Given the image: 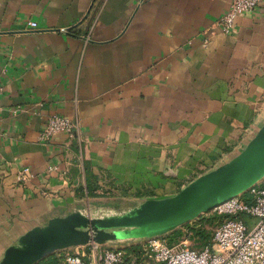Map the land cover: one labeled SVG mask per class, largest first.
I'll use <instances>...</instances> for the list:
<instances>
[{"label": "crops", "instance_id": "0c3cea01", "mask_svg": "<svg viewBox=\"0 0 264 264\" xmlns=\"http://www.w3.org/2000/svg\"><path fill=\"white\" fill-rule=\"evenodd\" d=\"M230 2L0 0V261L53 217L126 213L242 153L264 127V1L206 44ZM52 115L74 136L40 141Z\"/></svg>", "mask_w": 264, "mask_h": 264}, {"label": "water", "instance_id": "95a60500", "mask_svg": "<svg viewBox=\"0 0 264 264\" xmlns=\"http://www.w3.org/2000/svg\"><path fill=\"white\" fill-rule=\"evenodd\" d=\"M264 178V127L241 154L199 177L177 195L148 200L116 216L91 217L82 211L51 218L11 245L0 264H36L49 255L91 242L107 244L167 235Z\"/></svg>", "mask_w": 264, "mask_h": 264}, {"label": "built area", "instance_id": "2783aa9c", "mask_svg": "<svg viewBox=\"0 0 264 264\" xmlns=\"http://www.w3.org/2000/svg\"><path fill=\"white\" fill-rule=\"evenodd\" d=\"M263 1L231 0L225 13L208 29L209 36L204 42L207 44L218 31L231 34L238 17L254 11ZM29 24L38 25L33 21ZM77 128L72 118L52 115L40 141L48 142L61 133L74 136ZM34 176L26 167L17 172L16 181L26 184ZM213 211L222 220L215 225L210 238L197 246L158 235L145 239L143 250L131 255L124 249H112L96 242L74 247L72 251L65 249L59 255L66 264H264V178L220 203Z\"/></svg>", "mask_w": 264, "mask_h": 264}, {"label": "rangeland", "instance_id": "374dc122", "mask_svg": "<svg viewBox=\"0 0 264 264\" xmlns=\"http://www.w3.org/2000/svg\"><path fill=\"white\" fill-rule=\"evenodd\" d=\"M83 193L84 192H82V195L85 196ZM90 200H92V194H90ZM114 203L115 205H117L116 201ZM96 214L98 216L107 217L113 216L114 212L104 211L99 208ZM221 220L222 217L217 216L213 210L209 214H201L196 219L176 228L173 231L174 236H171L170 240L175 237L174 240L179 239L181 241H184L189 246H197L202 241L210 238L213 228Z\"/></svg>", "mask_w": 264, "mask_h": 264}, {"label": "trees", "instance_id": "16d2710c", "mask_svg": "<svg viewBox=\"0 0 264 264\" xmlns=\"http://www.w3.org/2000/svg\"><path fill=\"white\" fill-rule=\"evenodd\" d=\"M206 240H208V239H206ZM38 264H66V263H64L59 258L53 257V258H50L47 260H43V261L39 262Z\"/></svg>", "mask_w": 264, "mask_h": 264}]
</instances>
